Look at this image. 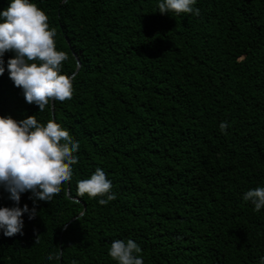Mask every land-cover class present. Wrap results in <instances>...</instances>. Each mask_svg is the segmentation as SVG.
<instances>
[{"label":"trees","instance_id":"1","mask_svg":"<svg viewBox=\"0 0 264 264\" xmlns=\"http://www.w3.org/2000/svg\"><path fill=\"white\" fill-rule=\"evenodd\" d=\"M34 3L68 56L62 71L80 62L72 98L53 101V120L80 147L60 194L22 214L23 235L0 232V264H117L114 239L134 240L144 264H258L264 208L242 195L264 186V0H196L198 15L161 14L157 0ZM5 114L52 119L7 69ZM97 167L116 194L106 205L76 197ZM28 197L19 206L31 209Z\"/></svg>","mask_w":264,"mask_h":264},{"label":"clouds","instance_id":"2","mask_svg":"<svg viewBox=\"0 0 264 264\" xmlns=\"http://www.w3.org/2000/svg\"><path fill=\"white\" fill-rule=\"evenodd\" d=\"M196 0H157L161 14L181 13L198 15ZM48 16L34 0H7L0 8V75L7 74L18 87L25 102L43 111L50 102L71 99L75 73L62 71L68 59L65 51L56 47V30L48 23ZM12 53L5 63V53ZM223 133L226 121L218 125ZM80 144L53 119L38 121L32 114L22 119L0 115V190L12 201L0 206V232L6 237L23 235L22 214L33 219L38 213L37 201L49 202L61 192V186L73 177L72 165ZM112 182L105 171L97 167L88 177L76 181V197L98 198L100 205L114 200ZM28 192L33 203L19 206L22 193ZM75 199V198H74ZM242 199L251 202L253 211L264 208V186L248 189ZM140 246L132 239H114L108 255L117 264H144ZM55 255L46 259L52 260ZM258 264H264V256Z\"/></svg>","mask_w":264,"mask_h":264},{"label":"water","instance_id":"3","mask_svg":"<svg viewBox=\"0 0 264 264\" xmlns=\"http://www.w3.org/2000/svg\"><path fill=\"white\" fill-rule=\"evenodd\" d=\"M79 68H80V62L78 61V59H77V66H76V69L74 70V72L73 73H77L78 72V70H79ZM50 104H51V114H52V119H53V102H50ZM67 195L69 196V193H68V190H67ZM82 214V213H81ZM81 214H79L78 216H80ZM74 219V218H73ZM73 219H71L68 223H66L65 225H64V227L63 228H65L71 221H73Z\"/></svg>","mask_w":264,"mask_h":264}]
</instances>
